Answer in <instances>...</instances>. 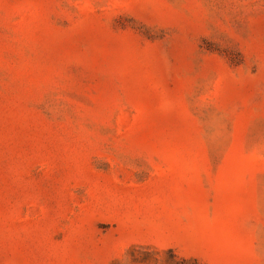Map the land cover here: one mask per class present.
Returning a JSON list of instances; mask_svg holds the SVG:
<instances>
[{"label":"rangeland","instance_id":"obj_1","mask_svg":"<svg viewBox=\"0 0 264 264\" xmlns=\"http://www.w3.org/2000/svg\"><path fill=\"white\" fill-rule=\"evenodd\" d=\"M0 264H264V0H0Z\"/></svg>","mask_w":264,"mask_h":264},{"label":"trees","instance_id":"obj_2","mask_svg":"<svg viewBox=\"0 0 264 264\" xmlns=\"http://www.w3.org/2000/svg\"><path fill=\"white\" fill-rule=\"evenodd\" d=\"M145 257L147 258L146 255L142 256V257H141V260H138V262H139V263H148V262H147L148 260H146Z\"/></svg>","mask_w":264,"mask_h":264}]
</instances>
